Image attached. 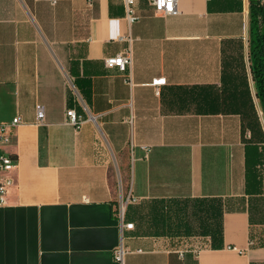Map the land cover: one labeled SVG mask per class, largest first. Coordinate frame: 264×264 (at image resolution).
I'll return each instance as SVG.
<instances>
[{"label":"crops","instance_id":"0c3cea01","mask_svg":"<svg viewBox=\"0 0 264 264\" xmlns=\"http://www.w3.org/2000/svg\"><path fill=\"white\" fill-rule=\"evenodd\" d=\"M133 9L130 23L124 0H0V124L21 119L0 264H264L250 0ZM128 51L126 72L106 67Z\"/></svg>","mask_w":264,"mask_h":264},{"label":"built area","instance_id":"2783aa9c","mask_svg":"<svg viewBox=\"0 0 264 264\" xmlns=\"http://www.w3.org/2000/svg\"><path fill=\"white\" fill-rule=\"evenodd\" d=\"M127 13L128 21L130 23L134 22L137 17L135 15L133 6L135 0H124ZM152 6L154 7L157 14L161 15H177V0H149ZM131 41V38H129ZM132 58L131 52L128 51L123 54H119L115 57L107 58L105 60V65L107 68H117L121 72H126L127 68L131 66ZM127 81L132 82L131 74L128 75ZM157 92L159 88L166 85V80L156 79L151 84ZM36 125L40 126L45 123L46 111L44 106L38 105L36 108ZM68 123L75 127L76 129L81 128L83 121L81 117L77 115L75 110L67 111ZM21 123L20 117L15 118L10 124H0V207L7 205V194L8 190L14 185L13 172L17 168L18 161L10 156L5 150L4 147L11 141V130L16 128ZM121 208L119 211L118 218L123 224L124 221V208L125 204L130 201V197L127 198V201H124V192L121 189ZM134 224H126L127 229H133ZM125 252L123 248H118L115 252V258L118 262L122 263L124 259ZM183 255V254H182Z\"/></svg>","mask_w":264,"mask_h":264},{"label":"trees","instance_id":"16d2710c","mask_svg":"<svg viewBox=\"0 0 264 264\" xmlns=\"http://www.w3.org/2000/svg\"><path fill=\"white\" fill-rule=\"evenodd\" d=\"M250 61L253 79L264 113V1L250 0Z\"/></svg>","mask_w":264,"mask_h":264},{"label":"rangeland","instance_id":"374dc122","mask_svg":"<svg viewBox=\"0 0 264 264\" xmlns=\"http://www.w3.org/2000/svg\"><path fill=\"white\" fill-rule=\"evenodd\" d=\"M125 191V193H126V190H124Z\"/></svg>","mask_w":264,"mask_h":264},{"label":"water","instance_id":"95a60500","mask_svg":"<svg viewBox=\"0 0 264 264\" xmlns=\"http://www.w3.org/2000/svg\"><path fill=\"white\" fill-rule=\"evenodd\" d=\"M264 1V0H263Z\"/></svg>","mask_w":264,"mask_h":264}]
</instances>
